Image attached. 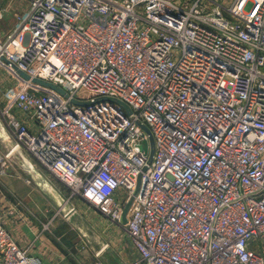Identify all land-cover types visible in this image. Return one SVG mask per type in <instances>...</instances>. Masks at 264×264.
<instances>
[{
    "label": "built area",
    "instance_id": "obj_1",
    "mask_svg": "<svg viewBox=\"0 0 264 264\" xmlns=\"http://www.w3.org/2000/svg\"><path fill=\"white\" fill-rule=\"evenodd\" d=\"M27 1L0 41L16 146L138 264H264V0ZM0 263L39 264L1 223Z\"/></svg>",
    "mask_w": 264,
    "mask_h": 264
},
{
    "label": "crops",
    "instance_id": "obj_2",
    "mask_svg": "<svg viewBox=\"0 0 264 264\" xmlns=\"http://www.w3.org/2000/svg\"><path fill=\"white\" fill-rule=\"evenodd\" d=\"M0 9L3 11L0 41H5L14 31L18 19L28 11L29 3L27 0H0ZM2 72L8 78L6 68L0 65V223L39 264H91L77 249L80 237L74 217L80 214L82 246L94 240L91 231L100 235L103 217L83 199L68 198V188L44 168L33 166L31 158L16 146L2 112L8 109L19 113L8 103L6 90L12 84L4 83L7 79H2ZM123 235L121 253L125 254L130 249L133 263H138L137 254ZM97 254L92 258L98 260L102 252L100 256Z\"/></svg>",
    "mask_w": 264,
    "mask_h": 264
},
{
    "label": "rangeland",
    "instance_id": "obj_3",
    "mask_svg": "<svg viewBox=\"0 0 264 264\" xmlns=\"http://www.w3.org/2000/svg\"><path fill=\"white\" fill-rule=\"evenodd\" d=\"M175 2H184V3H190L191 0H173ZM3 68H5V66H3ZM7 75L8 78L6 76V74L4 72H2V74H4L2 76L3 80H6L4 83L8 82L11 83L12 86L14 84V80L15 78V74H12V77L9 74V69H7ZM10 76V77H9ZM2 81V80H0ZM3 83V84H4ZM1 86V83H0ZM2 90V89H0ZM4 93V92H3ZM7 93V90H6ZM80 95L82 97H86L87 94L84 91H81ZM1 102V101H0ZM24 151L25 154H27L30 158H31V164L33 166H40L41 168H43L34 158H32L24 149L22 150ZM51 176V175H50ZM32 180V179H31ZM30 180V181H31ZM68 198L70 199H77L79 200V197L76 196H72L71 193L69 192L68 194ZM75 220H74V224H76L77 228H76V232L77 235L80 240V243L77 247L78 251H82L83 254H85V257L87 258V263H91V264H138L136 262L133 263L134 260H132L133 258V253L132 251L129 249L128 252H126L125 254L121 253V245H124L122 242V238L124 237V230L121 228H118L117 226L113 225L110 221H107L105 218H101V233L99 235V233L97 231H91V235L94 234V240H90L86 242L85 246L81 245V229H80V214L75 215ZM86 227V226H85ZM87 229V227H86ZM93 230V229H92ZM252 248L254 249V251L258 252L259 254H261L264 257V239L258 242H254L252 245ZM102 252L101 257L97 259L92 258L94 255H96V253H98L97 255H99V253ZM137 259V257H136Z\"/></svg>",
    "mask_w": 264,
    "mask_h": 264
},
{
    "label": "water",
    "instance_id": "obj_4",
    "mask_svg": "<svg viewBox=\"0 0 264 264\" xmlns=\"http://www.w3.org/2000/svg\"><path fill=\"white\" fill-rule=\"evenodd\" d=\"M19 74H20V72H19ZM25 79H29L27 76H25L24 74H21ZM34 83H37V84H41L42 86H45V87H48V88H50V89H53V90H55V91H58V92H60V93H62L63 95H65L64 94V92H62L59 88H57L56 86H53V85H51V84H48V83H44V82H41V81H39V80H34L33 81ZM77 103V102H76ZM125 107H126V105H125ZM127 108V107H126ZM146 129V128H145ZM146 131L148 132V133H150L147 129H146ZM150 142H151V144L153 145V141H152V139L150 140ZM153 154V153H152ZM126 214H127V212L125 211V214H124V218H123V224L126 222Z\"/></svg>",
    "mask_w": 264,
    "mask_h": 264
}]
</instances>
